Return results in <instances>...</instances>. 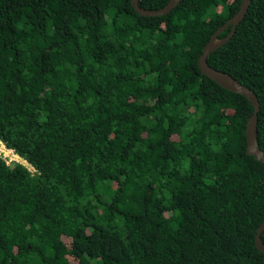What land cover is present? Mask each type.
Masks as SVG:
<instances>
[{"label":"trees","instance_id":"obj_1","mask_svg":"<svg viewBox=\"0 0 264 264\" xmlns=\"http://www.w3.org/2000/svg\"><path fill=\"white\" fill-rule=\"evenodd\" d=\"M240 4L0 0V264H264L253 108L197 66ZM206 62L264 153V0Z\"/></svg>","mask_w":264,"mask_h":264},{"label":"water","instance_id":"obj_2","mask_svg":"<svg viewBox=\"0 0 264 264\" xmlns=\"http://www.w3.org/2000/svg\"><path fill=\"white\" fill-rule=\"evenodd\" d=\"M139 0H131V5L134 11L143 17H160L166 16L173 9H175L181 1L183 0H169L168 3L159 10H144L138 5ZM251 0H241V4L237 13L232 16L224 25H222L215 33L211 36L210 40L203 47L202 54L199 56L197 61V66L202 75L216 83L222 89L233 93L238 94L247 99L253 108V113L249 117L246 128H245V138H246V153L253 157L256 161L264 165V153L260 150L257 143L256 135V124H257V114L259 111V102L255 94L247 87L241 85L238 81L233 79L226 73L219 72L210 68L206 62L207 57L226 44L231 37L235 34L237 26L245 17L247 10L249 8ZM226 30H229V33L224 38H219V36ZM264 231V220L261 225L258 227L255 235V247L256 249L264 254V244L261 242L260 236Z\"/></svg>","mask_w":264,"mask_h":264},{"label":"built area","instance_id":"obj_3","mask_svg":"<svg viewBox=\"0 0 264 264\" xmlns=\"http://www.w3.org/2000/svg\"><path fill=\"white\" fill-rule=\"evenodd\" d=\"M14 156V158H11ZM0 157L6 162L7 165H10L14 161L15 163H19L21 160L18 156H16L12 150L7 149L2 143H0Z\"/></svg>","mask_w":264,"mask_h":264},{"label":"rangeland","instance_id":"obj_4","mask_svg":"<svg viewBox=\"0 0 264 264\" xmlns=\"http://www.w3.org/2000/svg\"><path fill=\"white\" fill-rule=\"evenodd\" d=\"M11 158H14V156H11ZM14 162V161H11ZM20 164L24 165L30 172H33L32 168L23 160H19Z\"/></svg>","mask_w":264,"mask_h":264}]
</instances>
